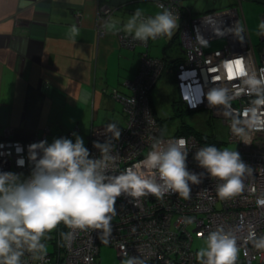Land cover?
<instances>
[{
  "label": "built area",
  "instance_id": "built-area-1",
  "mask_svg": "<svg viewBox=\"0 0 264 264\" xmlns=\"http://www.w3.org/2000/svg\"><path fill=\"white\" fill-rule=\"evenodd\" d=\"M160 11V5L178 15L177 33L183 47V56L167 64L162 57L148 53L147 43L133 41L119 32L126 45L140 44L137 73L123 81L127 93L113 89L112 95L121 104L123 124H116L121 131L118 140L111 139L104 125L93 127L85 146L93 158L104 159V154L94 143L111 140L113 148L109 154L108 175H119L142 160L153 144L187 141L188 168L203 171L193 159V154L205 145L194 134H162L150 92L163 71L172 72L178 99L190 110L200 107L210 109L212 115L222 118L228 129L227 142L240 153L242 160L251 167L243 177V190L229 199L217 195V180L205 178L198 185H191L188 199L178 194H166L163 198L146 195L134 198L122 194L115 202V215L111 219L110 231L69 228L62 222L48 233L47 255L43 260L33 258L31 253L22 256V264H97L99 246H113L120 260L136 257L142 264H198L196 239L205 240L208 233L223 228L236 237L237 259L235 264H264V249L254 247L249 233L264 236V131L250 130L243 137L232 131L234 120L244 119L256 98L248 94L245 78L235 74V61L239 60L247 76L264 77V35L258 31L255 44L241 15L238 5L223 7L203 13H193L183 0H152ZM115 5L108 2L98 6L95 28L105 32ZM264 21V12L261 13ZM243 29L238 32V29ZM223 37L220 47L205 48L210 40ZM232 65L230 77L228 65ZM212 88H224L227 93L225 105H209L207 93ZM201 92V95L199 93ZM264 111V109H261ZM72 131L67 135H71ZM45 140V132L29 139L16 138L9 128L0 137V171H12L27 176L30 172L28 146ZM220 149L227 147H217Z\"/></svg>",
  "mask_w": 264,
  "mask_h": 264
},
{
  "label": "clouds",
  "instance_id": "clouds-1",
  "mask_svg": "<svg viewBox=\"0 0 264 264\" xmlns=\"http://www.w3.org/2000/svg\"><path fill=\"white\" fill-rule=\"evenodd\" d=\"M154 15H145L137 8L127 22L117 27L118 21L105 22L107 31L123 32L133 41L147 43L159 37L171 38L178 28V15L163 5ZM264 35V21L259 25ZM243 29H238L242 32ZM77 34V29H72ZM248 94L256 98L244 119L233 121L232 131L243 137L250 130L264 131V77L247 76L243 71ZM201 95V92L199 93ZM209 105H225L224 88H212L207 93ZM111 139L118 140L120 128L115 123L106 126ZM54 138L51 143L41 140L28 146L29 174L0 171V264H22L25 253L43 260L47 255L43 242L61 222L69 228L110 231L115 215L116 199L122 194L139 198L152 195L163 198L178 194L188 199L191 185L203 179L219 181L217 195L229 199L244 187L243 177L251 171L236 150L207 145L199 148L193 159L201 172L188 168L187 141L183 138L164 144H153L152 150L133 167L119 175H108L107 160L113 148L111 140L96 142L94 147L104 159L93 158L82 137ZM254 247L264 249V236L249 233ZM236 237L223 228L208 233L205 244L196 252L198 264H235ZM125 264H142L130 257Z\"/></svg>",
  "mask_w": 264,
  "mask_h": 264
},
{
  "label": "crops",
  "instance_id": "crops-1",
  "mask_svg": "<svg viewBox=\"0 0 264 264\" xmlns=\"http://www.w3.org/2000/svg\"><path fill=\"white\" fill-rule=\"evenodd\" d=\"M216 1H211L214 6ZM220 1L238 5L235 0ZM105 2L116 6L108 22L118 21L117 27L137 8L145 15L160 11L152 0H0V137L5 128L23 139L45 132V140L51 143L55 138L50 135L52 130L74 124L75 129L64 134L86 130L88 140L93 127L123 124L124 113L112 91L127 93L123 81L137 73L141 45H126L118 33L96 30L97 8ZM195 2L183 0L194 13L215 8L206 1L200 9H193ZM239 7L250 38L249 29L258 36L264 0L245 4L240 0ZM73 28L77 29L75 35ZM157 39L162 43L161 52L165 45L177 48L175 43L169 46L167 37ZM157 39L150 45L154 56L161 55H156ZM178 46L169 64L183 56L180 41ZM168 73L174 81L173 73ZM67 113L72 119H65Z\"/></svg>",
  "mask_w": 264,
  "mask_h": 264
},
{
  "label": "rangeland",
  "instance_id": "rangeland-1",
  "mask_svg": "<svg viewBox=\"0 0 264 264\" xmlns=\"http://www.w3.org/2000/svg\"><path fill=\"white\" fill-rule=\"evenodd\" d=\"M193 9H200V7L204 6V3H209V7H215L211 10H216L218 7H228L229 4H220V0L216 1V4L214 6V2H211L213 0H195ZM247 0H244V4ZM225 2V1H223ZM225 9V8H222ZM219 9V10H222ZM248 12V11H247ZM250 30L251 38L253 43H257L259 41V34L257 36V33L252 30ZM180 41L178 36V42ZM225 39L223 37H217L209 42H207L204 47L209 48H215L220 47L224 43ZM157 47L156 50H158L156 55L161 54V40L157 39ZM171 74L167 71L162 72V76L157 80L154 87L152 88V105L154 108V111L156 115L161 119V125H162V134L170 135L176 133L177 130L184 131L186 130V133H192L195 136H202L204 139L206 145H214L216 147H227L231 148L233 145L230 142H227V136H228V129L226 124L223 122L222 118L218 116L212 115L210 109L200 107L197 109H187L183 103L178 99L177 95V89L175 84V79L173 81L172 78H170ZM173 101L177 102V106L174 108L172 103ZM109 113V112H107ZM65 119H72L73 116H71L70 113H67L65 116ZM71 117V118H70ZM83 117V116H82ZM115 119V118H114ZM116 119L119 120V116L116 117ZM84 123H86V117H83L82 120ZM85 125V124H84ZM54 127V126H53ZM69 129H75L74 124L72 126H68L67 128H62L59 131H53L50 135H53L55 138L59 137H67L70 139H75V137L72 135L64 134ZM63 133L62 135H60ZM76 135H79L82 137L84 144L87 142V135L88 132L86 130H78L76 129L74 131ZM205 244V240L203 239H196L193 243L194 247H197V249L203 247ZM127 260L123 259L120 260L119 257L116 254V250L113 246L101 244L99 246L98 255L96 257L97 264H125Z\"/></svg>",
  "mask_w": 264,
  "mask_h": 264
},
{
  "label": "trees",
  "instance_id": "trees-1",
  "mask_svg": "<svg viewBox=\"0 0 264 264\" xmlns=\"http://www.w3.org/2000/svg\"><path fill=\"white\" fill-rule=\"evenodd\" d=\"M190 8V7H189ZM191 9V8H190ZM192 10V9H191ZM193 12V11H192ZM194 13V12H193ZM170 40H169V46H171L173 43H175V44H177V48H175L174 47V49H168L167 47H168V45H165V46H163L162 47V52H161V55L160 56H158V57H162L163 59H165L166 60V63L167 64H169V59H170V57H172V52L175 50V49H177L178 50V33H177V30H175V32H174V34L172 35V37L171 38H169ZM153 40H150V42H149V44H148V46H147V50H148V53L150 54V55H152L151 53H150V45H151V42H152ZM137 45V44H136ZM135 46V45H134ZM167 46V47H166ZM143 49V46L141 45V50ZM141 50H140V52H141ZM170 51V52H169ZM152 56H154V55H152ZM161 75H162V73H161ZM161 75H160V77H161ZM159 77V78H160ZM151 99V98H150ZM151 102H152V100H151ZM172 105H173V107L175 108L176 106H177V102L176 101H173V103H172ZM158 117V116H157ZM158 119L161 121V119L158 117ZM187 131L186 130H184V131H179V130H177L176 131V133L178 134H191V133H186ZM68 133V132H67ZM66 133V134H67ZM198 138L205 144V142L203 141V137L202 136H198ZM207 144V143H206ZM205 144V145H206Z\"/></svg>",
  "mask_w": 264,
  "mask_h": 264
},
{
  "label": "snow or ice",
  "instance_id": "snow-or-ice-1",
  "mask_svg": "<svg viewBox=\"0 0 264 264\" xmlns=\"http://www.w3.org/2000/svg\"><path fill=\"white\" fill-rule=\"evenodd\" d=\"M235 66H236L235 74H241L243 72V67H242V64L239 60L235 61ZM228 71H229V75L231 77L233 75V69H232L231 64L228 65Z\"/></svg>",
  "mask_w": 264,
  "mask_h": 264
},
{
  "label": "water",
  "instance_id": "water-1",
  "mask_svg": "<svg viewBox=\"0 0 264 264\" xmlns=\"http://www.w3.org/2000/svg\"><path fill=\"white\" fill-rule=\"evenodd\" d=\"M220 8H223V7H219V8H216V9H220ZM203 12H206V11L198 12V14L203 13Z\"/></svg>",
  "mask_w": 264,
  "mask_h": 264
}]
</instances>
